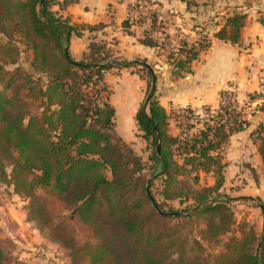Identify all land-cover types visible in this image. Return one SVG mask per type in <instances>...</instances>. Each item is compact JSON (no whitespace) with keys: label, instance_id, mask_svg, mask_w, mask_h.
Wrapping results in <instances>:
<instances>
[{"label":"trees","instance_id":"trees-1","mask_svg":"<svg viewBox=\"0 0 264 264\" xmlns=\"http://www.w3.org/2000/svg\"><path fill=\"white\" fill-rule=\"evenodd\" d=\"M74 1L0 0V182L29 200L30 219L67 252L71 264H264V205L260 234L253 225L237 223L232 201L219 194L222 147L250 127L234 96L221 93L218 108H204L203 120L185 111L193 123H177L179 135L169 136L168 117L151 90V71L137 61L117 63L103 44L93 42L85 61L70 59V36L79 33L52 8ZM186 5L196 7L190 0ZM244 19L226 18L212 37L238 44ZM140 43L164 47L148 35ZM209 47L206 35L181 43L169 54L173 79L189 74L190 64ZM22 53L31 54L27 70L20 65ZM130 67L145 79L146 96L151 94L135 114L146 162L114 133L103 81L106 71ZM90 85L104 92L100 106L86 92ZM34 104L39 111L32 115ZM259 110L264 112V104ZM250 139L264 172V124L251 130ZM201 174L211 175L213 186L201 184ZM47 195L69 208L70 220L89 233L86 240L51 218ZM8 263L0 246V264Z\"/></svg>","mask_w":264,"mask_h":264},{"label":"crops","instance_id":"crops-1","mask_svg":"<svg viewBox=\"0 0 264 264\" xmlns=\"http://www.w3.org/2000/svg\"><path fill=\"white\" fill-rule=\"evenodd\" d=\"M190 1L196 7L187 10L186 0H75L63 8L54 6L52 12L68 18L69 25L77 28L79 35H71L67 46L73 62L85 61L93 42L103 44L107 54L117 63L137 61L152 69L156 76L155 98L168 117L167 134L175 138L179 130L177 123L170 119V113L213 110L220 94L231 88L249 94L256 92L258 101H264V94H260V77L264 75V0ZM235 14L245 17L238 44L213 38L212 35L222 29L225 19ZM152 19L155 20L154 27ZM125 22L129 25L127 28ZM93 27L99 29L90 30ZM176 33L188 44L203 35L211 37L208 50L190 64V73L177 80L172 78L170 67L164 61V49L140 43L146 35L158 41L159 37L168 39ZM134 70L137 68H112L104 73L103 81L109 91L114 133L140 156L146 143L136 126L135 114L144 103L147 91L145 79ZM254 153L262 166L256 149ZM200 183L209 187L213 186L214 180L211 175L201 174Z\"/></svg>","mask_w":264,"mask_h":264},{"label":"rangeland","instance_id":"rangeland-1","mask_svg":"<svg viewBox=\"0 0 264 264\" xmlns=\"http://www.w3.org/2000/svg\"><path fill=\"white\" fill-rule=\"evenodd\" d=\"M206 37L211 40L210 36ZM159 39L157 43L165 45L162 52L164 61L167 64L171 63L169 54L177 50L185 40L179 37L177 33L168 39L167 37H159ZM170 45L173 46V49L176 45L178 47L175 50L165 48ZM30 55L29 53H22L20 65L24 70H27V59H30ZM260 80H262L260 94H264V75L260 77ZM146 91L149 92L147 87ZM226 92L236 96L235 100L250 123V127L246 132L229 139L228 144L222 147L220 156L222 163L225 164V184L219 194L231 199L230 208L237 223L245 222L253 225L256 232L260 233L262 216L259 206L264 205V172L254 153L256 147L251 142L249 133L254 126L264 122V113L259 110L264 101H258L257 97L259 96L256 92V94H249L236 88H231ZM219 100L217 107L213 110L218 108ZM224 101L231 102L232 97L225 96ZM38 111L39 106L37 104L31 106L30 113L32 115ZM204 113L203 109L197 113L194 112V115H197V119L203 120L205 119ZM170 119L174 123L183 124L184 127L193 123V118L182 112L178 115L170 113ZM179 124L176 125L180 131ZM195 128L198 129V125H195ZM147 156L148 151L145 148L138 157L146 162ZM205 182L208 183L209 180L206 179ZM241 197L247 199L241 201ZM46 200L47 210L52 219L63 223L66 230L80 242L89 237V233L79 230L74 221L70 220L69 208L59 205L56 200L48 195ZM28 207L29 200L14 194L11 186H6L0 182V246L9 259L8 264H71L67 252L49 242L45 231L30 219ZM172 207L178 209L177 202H173Z\"/></svg>","mask_w":264,"mask_h":264},{"label":"built area","instance_id":"built-area-1","mask_svg":"<svg viewBox=\"0 0 264 264\" xmlns=\"http://www.w3.org/2000/svg\"><path fill=\"white\" fill-rule=\"evenodd\" d=\"M184 43V42H183ZM178 47V45H176L175 49ZM165 48H170L172 50L173 46H169V47H165ZM86 92L88 93V95L91 97V99L96 103L97 106H100L103 101L105 100V95L103 91H100V87H95V86H89V88L86 90Z\"/></svg>","mask_w":264,"mask_h":264},{"label":"water","instance_id":"water-1","mask_svg":"<svg viewBox=\"0 0 264 264\" xmlns=\"http://www.w3.org/2000/svg\"><path fill=\"white\" fill-rule=\"evenodd\" d=\"M110 63L112 64V62H110ZM139 64H141V65L144 66L146 69H148L149 71L152 72V69H151L148 65H146L145 63H140V62H139ZM74 65L77 66L76 64H74ZM154 86H155V82H154V80H153V82H152V84H151V90L154 89ZM150 98H151V94H148V95L146 96L145 101H144V106H145V107L148 105V102H149ZM157 150H158V146H157ZM259 208H260V210L262 211V209H263L262 206H259ZM263 229H264V224H263Z\"/></svg>","mask_w":264,"mask_h":264}]
</instances>
